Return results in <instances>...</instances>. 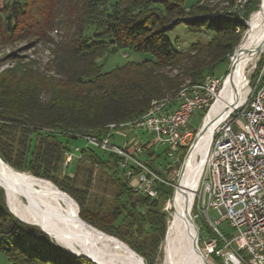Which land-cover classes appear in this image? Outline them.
Here are the masks:
<instances>
[{
  "label": "trees",
  "instance_id": "16d2710c",
  "mask_svg": "<svg viewBox=\"0 0 264 264\" xmlns=\"http://www.w3.org/2000/svg\"><path fill=\"white\" fill-rule=\"evenodd\" d=\"M77 1L74 34L55 50L52 69H40L33 63L0 69V158L15 170L46 181L65 196L77 219L110 235L122 248H132L151 264L166 230L165 217L157 211L158 203L169 197L171 188L157 181L154 197L137 193L133 189L135 179L126 177L120 166L122 157L88 144L83 136H104L110 126L120 129L117 125L130 123L162 103L170 104L186 87L180 86L183 78L189 86L201 82L206 74L214 75L217 66L229 62L244 24L235 15L217 14L208 0ZM258 1L250 0L244 13L255 10ZM29 4L28 0H1L6 37L24 36L32 29L43 35L49 29L45 24L52 22V6L42 8V24L22 26L30 18ZM181 23L188 31H207L209 40L206 44L192 43L188 51L180 49L168 32ZM117 50L148 56L106 68L110 54ZM182 60L185 63L181 65ZM171 70L178 73L172 75ZM257 72L252 74L251 82ZM167 95L174 96L166 100ZM202 111L201 119L207 109ZM119 133L113 137H120V143H116L123 145ZM77 140L84 144L78 146ZM76 146V155L65 166V152ZM159 155L152 144L143 159L167 180L155 163ZM82 160L101 167L109 176L110 183L117 187L115 205L107 207L91 199L92 171L83 181H79L76 171ZM163 160L171 163L166 155ZM130 167L137 171L133 164ZM208 233L214 234L210 230ZM0 253L12 264H94L88 257L66 251L39 226L15 216L5 204L1 186ZM212 256L221 262L214 253Z\"/></svg>",
  "mask_w": 264,
  "mask_h": 264
},
{
  "label": "built area",
  "instance_id": "2783aa9c",
  "mask_svg": "<svg viewBox=\"0 0 264 264\" xmlns=\"http://www.w3.org/2000/svg\"><path fill=\"white\" fill-rule=\"evenodd\" d=\"M249 1L241 0L233 13H242ZM223 81L209 73L201 82L193 84L188 93L168 105H157L144 118L131 121L129 133H119L123 136V145L112 141L115 130H108L101 137L86 135L83 138L101 150L119 154L125 176L135 179L134 190L154 197L155 182L164 180L145 164L143 154L152 144L166 145L165 155L173 164L188 146L189 153L196 136L191 126L195 111L207 109L204 120L221 92ZM139 130L150 134V139H141ZM77 150L76 146L65 152V166ZM214 209L232 227V235L219 229L220 219H214L211 214ZM191 214L193 219L202 218L214 232L211 235L203 229L199 231L196 224L198 247L200 233L205 247L199 248L205 256L214 253L221 264H264V57L248 87L247 99L221 119L212 131Z\"/></svg>",
  "mask_w": 264,
  "mask_h": 264
},
{
  "label": "bare ground",
  "instance_id": "6f19581e",
  "mask_svg": "<svg viewBox=\"0 0 264 264\" xmlns=\"http://www.w3.org/2000/svg\"><path fill=\"white\" fill-rule=\"evenodd\" d=\"M240 3L241 0H234L231 7L232 11L237 10ZM263 43L264 4L252 13L247 29L232 58V70L230 74L225 76L221 93L208 110L203 121L202 132L197 136L185 159L181 177L175 185L177 211L173 214V220L168 221L166 228V238L162 246L164 255L162 264H201L192 252L191 236L188 231V227H191V220L193 221L191 205L202 167V164H200L199 169L196 167V157L200 152L203 153V156L205 155L216 124L245 101L248 88L243 70L250 54L259 49V45ZM192 86L182 88L174 100L188 93ZM156 107L151 108L140 118H144L147 113H152ZM127 124L131 127V122ZM0 186L5 190L8 203L15 216L22 220L31 219L41 222L51 234L60 237L65 245L74 250H77L78 247L82 248L84 255L91 257L97 264H143L136 255L122 248L107 234L77 219L68 201L60 196L46 181L29 173L15 170L1 158ZM56 189L58 188L56 187ZM58 191L65 194L59 189ZM57 201H60L65 208H61ZM193 232L194 230L191 228V233ZM175 243H181L182 246L180 260L174 258V253L177 251Z\"/></svg>",
  "mask_w": 264,
  "mask_h": 264
},
{
  "label": "rangeland",
  "instance_id": "374dc122",
  "mask_svg": "<svg viewBox=\"0 0 264 264\" xmlns=\"http://www.w3.org/2000/svg\"><path fill=\"white\" fill-rule=\"evenodd\" d=\"M28 1L30 2V4H29V7H27V9H28L27 15H29L30 18H28L26 21H23L22 26L23 25L32 26V25H36V24H42L43 22H41L42 19L40 18V16L42 15L41 14L42 8H44V10H45V8L49 9L51 6H52V10H51L52 22L50 20L49 22H47L45 24V27H47L49 29L46 30L43 35L41 34L42 36L39 35L34 29H32L29 32H27L24 36L23 35L18 36V37L15 36V37H13V39H10L9 37H6L5 34H3L4 25L2 24V19H1L2 16L0 14V69L6 68L9 66H15L18 64H23V63H33V65L35 67H38L40 69H52L53 60L55 57H57V52H55V50L58 49L60 47V45L65 43L74 34L75 26H74V24H72V22L75 20V18L77 16V10L76 9L79 6L77 0H51V3L47 0H28ZM192 1L193 0H187L188 3L192 2ZM233 2H234V0H208L207 1V3L213 9V11H217V14H224V15H226L225 17H230L227 14L235 15L236 19L244 24L243 32L240 33V37H239V41H238V44H239L240 40L243 37V34L245 33V31L247 29L248 21L252 15V13L255 12L256 10H258L264 4V2H263V0H261V1L259 0L255 6V10L253 9V11L252 10L248 11L246 14L244 13V11L240 14H236V13H233L232 11H230ZM0 7H2L1 6V0H0ZM237 29L238 28H236V31H237ZM168 37L170 38V40L172 42L176 41L177 45L180 47V49H182L184 51H188L190 49V46L192 43H199V44L204 43V44H206V42L210 38V34L204 30L203 31H196V32L188 31V29L181 23V24L177 25L173 30L168 32ZM237 46H236V48H237ZM236 48H235V50H236ZM235 50H234L233 54L229 56V62L227 64L222 63L221 65L216 67L215 72H213L215 76L224 80L225 76L230 71V66L232 64V58L234 56ZM147 56H148L147 54L142 53V52H137V51L124 52L122 50H117V51H114L113 53L110 54V56L107 60V63H106V68H111L117 64H122L124 62L131 61V60L143 59ZM263 57H264V43H263L262 47L260 48V50L257 49L250 54L249 59L247 60L248 62L246 63V65L244 67L243 74L245 76V79L247 80V88L251 85L252 74L255 73V71L257 69H259L258 67H260ZM183 63H185L184 60L181 61V65ZM169 73H171L173 75V74L178 73V71L177 70H171ZM206 75H208V74H206ZM180 77H184V75H180ZM183 79H184L183 80L184 82H182V84L180 85L181 88L184 86H187L186 84L188 82V80L186 78H183ZM222 88H223V86H222ZM173 96L167 95L166 100L171 99V97H173ZM247 97H248V93H247L246 98H244V99L246 100ZM202 113H203V111H199V110L195 111V114L197 117H196V120H194V122L192 124L193 129H197L195 131V135L197 134V132L201 128V126L203 128L202 124H203L204 120L201 119ZM126 125H128V124L122 123L119 126L117 125V127H120V129H115L114 126H110V128H112V129L109 128V130H115L113 132V135L115 133L118 135V133L122 130L125 133H129L128 128H130L129 127L130 125H128V126H126ZM138 134H140V136H143V137L145 135L148 139H150V137H151L150 134H146L142 130H139ZM113 135H112V137H113ZM120 140H121L120 137H117V136L112 138V141L114 143H116V142L120 143ZM75 143L78 146H81L84 144V141L83 140H77ZM154 146L158 150V153H160V155L157 156V158H155V160L157 161L155 163H156L158 169L161 170L165 174V179H167V180H164V178L161 175H159V176L162 177L164 182L167 184V186L171 188V193H170L169 197H167L166 199L161 198L159 200L158 207H157V211L159 213H163V215L165 217L166 228H167L168 221L173 220V217H174L173 214H175L177 211V209H176L177 203H176V197H175L176 196L175 185L177 184V182L179 181V178L181 177L180 176L181 170H182V167L184 166L185 158H186V154L189 150V148H188L189 146L180 155L179 161L175 162L173 164H168V162L163 160L164 155H165L166 145L156 144ZM203 157L204 156H203L202 152H200L198 154V156L196 157L197 158L196 159V167L198 169L200 168V164H202ZM142 158H143V156H142ZM77 166L78 167H77L76 171L78 174L79 181L85 180L86 175L89 173V170L92 171L91 172L92 176H91V180H90V188H89V192L91 194V199L94 201H97V202L101 201L103 204H106L107 207L115 205V203H116L115 196H116V192H117V187L112 185V183H110L109 176L103 172L101 167H99L97 165L93 166L92 164L90 165L88 163V161L86 162L85 160H82L80 163H77ZM70 168L72 169V167H70ZM70 168H69V170H71ZM25 173H29V172L26 171ZM70 173H72V171H70ZM29 174H31V173H29ZM52 184L56 187V185L53 182H52ZM136 192L140 193L138 191H136ZM3 194H4V201H5V204L7 205V208L13 213V209L10 207V205L8 203L7 196H6L4 189H3ZM22 198L26 201V199L23 196H22ZM57 203L61 208H63V209L65 208V206L60 201H57ZM76 204H77V202H76ZM69 205H70V203H69ZM77 207H78V212H79L78 204H77ZM138 207H140L141 209L144 208L141 206L140 203H138ZM70 208H71V205H70ZM193 213H194V210L192 211V214ZM192 214H191V217H192ZM211 214L214 216V219H220V224L218 227L224 234H228V235L233 234L232 227L230 225H228L227 221L224 220V218L220 212H218L216 209H214V210H211ZM192 219H193V217H192ZM23 221L33 223L34 225L39 226L47 234L49 233L48 235L57 244H59L61 247H63L66 251H68L70 253L76 252V253L84 254L82 248H80V247H78L79 249L77 248V250H74V249H71L69 246L65 245L60 237L56 236L53 233L51 234L50 231L45 229V227L42 225L41 222H38L36 220H31V219H26ZM193 221L195 224L199 225V231H200V229L201 230L203 229V232L204 231L208 232V230L213 231L211 228L208 227L207 223H205V221L202 218L193 219ZM92 227H94V226H92ZM94 228H96V227H94ZM143 237H144L143 235L140 236L141 239H143ZM163 239H164V237H163ZM117 240H119V239H117ZM164 241H165V239L159 243V246H158L156 252L153 254V256L151 258V260H152L151 264H162V261H163L162 258L164 256L162 246L164 244ZM123 243H125V242H123ZM199 247L201 249H204L205 245L201 241H199ZM129 248H128V250L127 249L126 250L133 253L134 255H136L142 261L143 264H149L145 260V257H143L140 254H138L137 252H135L132 248H130V249ZM150 253L152 254L151 250H150ZM212 254L213 253H208L206 255L207 259L212 264H221V262L215 261ZM77 255L80 256L79 254H77ZM81 256H84V255H81ZM220 261H221V259H220ZM0 264H12V263L4 256V254L0 253Z\"/></svg>",
  "mask_w": 264,
  "mask_h": 264
},
{
  "label": "water",
  "instance_id": "95a60500",
  "mask_svg": "<svg viewBox=\"0 0 264 264\" xmlns=\"http://www.w3.org/2000/svg\"><path fill=\"white\" fill-rule=\"evenodd\" d=\"M262 45L263 44H261V45H259V50H260V48L262 47ZM232 64H231V66H230V71L228 72L229 74H230V72H231V70H232ZM203 125V124H202ZM201 132H202V126H201V128L198 130V132H197V134H196V137H195V140H196V138H197V136L199 135V134H201ZM187 155H188V152H187V154H186V157H187ZM186 159V158H185ZM184 167V166H183ZM183 167H182V170H183ZM182 170H181V172H182ZM178 183V182H177ZM188 216H189V219L191 220V218H190V215L188 214ZM82 220V219H81ZM83 222H85L84 220H82ZM85 223H87V222H85ZM191 227H188V231H189V233H190V236H191V238H190V241H191V249H192V252L195 254V256H197V258L200 260V262H201V264H212L208 259H207V257L204 255V253L201 251V249L198 247V240H197V238H198V229H197V226H196V224L191 220ZM90 225V224H89ZM191 228L194 230V232L193 233H191ZM45 232V231H44ZM112 236V235H111ZM166 238V230H165V234H164V239ZM163 239V240H164ZM123 242V241H122ZM126 244V243H125ZM175 245H176V248H177V251H176V253H174V258H177V259H179L180 260V258H181V253H182V251H181V243H175ZM75 255H77V254H75ZM79 255H84V254H79ZM84 256H86V257H88L94 264H97L91 257H89V256H87V255H84ZM142 259V258H141ZM143 260V259H142Z\"/></svg>",
  "mask_w": 264,
  "mask_h": 264
},
{
  "label": "crops",
  "instance_id": "0c3cea01",
  "mask_svg": "<svg viewBox=\"0 0 264 264\" xmlns=\"http://www.w3.org/2000/svg\"><path fill=\"white\" fill-rule=\"evenodd\" d=\"M143 134V133H142ZM139 136H140V134H139ZM140 138L141 139H143V140H145V141H147L148 140V138L144 135V137L143 136H140Z\"/></svg>",
  "mask_w": 264,
  "mask_h": 264
}]
</instances>
